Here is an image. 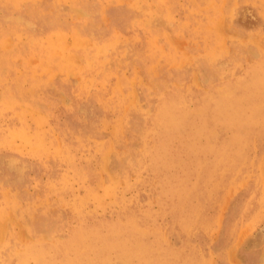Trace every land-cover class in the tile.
I'll return each instance as SVG.
<instances>
[{
  "label": "rangeland",
  "instance_id": "obj_1",
  "mask_svg": "<svg viewBox=\"0 0 264 264\" xmlns=\"http://www.w3.org/2000/svg\"><path fill=\"white\" fill-rule=\"evenodd\" d=\"M263 62L264 0H0V264H264Z\"/></svg>",
  "mask_w": 264,
  "mask_h": 264
},
{
  "label": "bare ground",
  "instance_id": "obj_2",
  "mask_svg": "<svg viewBox=\"0 0 264 264\" xmlns=\"http://www.w3.org/2000/svg\"><path fill=\"white\" fill-rule=\"evenodd\" d=\"M1 3H2V2H1ZM16 3H17V1H16ZM8 4H9V3H8ZM2 5H3V4H2ZM17 5H18V4H17ZM36 6H37V5H36ZM8 9H9V8H8ZM11 10H12V9H11ZM34 35H35V34H34ZM59 38H60V37H59ZM53 39H56V38H53ZM36 40H37V39H36ZM57 40H58V39H57ZM9 41H10V40H9ZM40 41H41V40H40ZM110 41H111V40H110ZM45 43H47V42H45ZM111 43H112V42H111ZM108 44H109V43H108ZM113 45H114V44H113ZM113 45H112V46H113ZM40 47H41V46H40ZM98 48H99V47H98ZM102 48H104V47H102ZM41 49H42V47H41ZM100 50H101V49H100ZM102 50H103V49H102ZM101 53H102V52H101ZM101 53H100V54H101ZM97 60H98V59H97ZM58 61H59V60H58ZM99 61H101V60H99ZM263 63H264V62H263ZM261 69H262V68H261ZM259 71H260V70H259ZM256 72H257V70H256ZM255 75H256V74H255ZM255 75H254V76H255ZM262 76H263V74H262ZM246 77H247V76H246ZM260 77H261V76H260ZM263 77H264V76H263ZM249 78H250V77H249ZM236 79H237V78H236ZM238 79H239V78H238ZM254 79H255V78H254ZM237 81H238V80H237ZM258 81L260 82L261 79H259ZM243 82H244V81H243ZM252 82H253V81H252ZM259 82H258V83H259ZM243 84H244V83H243ZM246 84H248V83H246ZM246 84H245V85H246ZM262 84H263V83H262ZM237 85H238V89H239V83H238ZM237 85H236V86H237ZM251 85L253 86L254 84L252 83ZM251 85H249V86H251ZM234 86H235V85H234ZM240 86H241V85H240ZM249 86H247V87H249ZM260 86H262V85H260ZM228 87H229V86H228ZM249 88H250V87H249ZM262 88H263V87H262ZM236 89H237V88H236ZM246 89H247V88H246ZM251 89H252V88H251ZM251 89H250V90H251ZM259 89H260V88H259ZM244 90H245V89H244ZM252 90H253V89H252ZM254 90H255V88H254ZM260 90H261V89H260ZM230 91H231V89H230ZM233 91H234V90H233ZM247 91H249V90H247ZM234 92H235V91H234ZM250 92H251V91H250ZM257 92H258V90H257ZM218 93H219V92H218ZM220 93H221V92H220ZM246 93H247V92H246ZM255 93H256V92H255ZM261 93L263 94V92H261ZM261 93H260V94H261ZM184 94H185V93H184ZM252 94H253V92H252ZM256 94H257V93H256ZM172 95H173V93H172ZM185 95H186V94H185ZM219 95H220V94H219ZM225 95H226V94H225ZM228 95H229V94H228ZM240 95H242V94H240ZM249 95H251V94L249 93ZM187 96H188V95H187ZM244 96H245V95H244ZM251 97H252V96H251ZM207 98H208V97H207ZM232 98H233V97H232ZM232 98H230V100H231ZM240 98H241V97H240ZM252 98H253V97H252ZM256 98H257V97H256ZM199 99H201V98H199ZM221 99H222V98H221ZM228 99H229V98H228ZM243 99H244V98H243ZM254 99H255V98H254ZM257 99H258V98H257ZM191 100H192V99H191ZM235 100H236V99H235ZM192 101H193V100H192ZM220 101H222V100H220ZM228 101H229V100H228ZM251 101H252V100H251ZM188 102H189V101H188ZM200 102H201V101H200ZM216 102H217V101H216ZM232 102H234V101H232ZM235 102H236V101H235ZM201 103H202V102H201ZM238 103H239V102H238ZM238 103H237V104H238ZM242 103H243V102H242ZM257 103H258V102H257ZM261 103H262V101H261ZM219 104H220V102H219ZM258 104H259V103H258ZM179 105H180V104H179ZM217 105H218V102H217ZM249 105H250V104H249ZM249 105H248V106H249ZM200 106H201V105H200ZM219 106H220V105H219ZM219 106H216V107L218 108ZM233 106H235V104H234ZM233 106H231V108H232ZM248 106H247V107H248ZM201 107H202V106H201ZM222 107H223V105H222ZM252 107H253V106H252ZM255 107H256V106H255ZM259 107H260V106H259ZM205 108H206V106H205ZM240 108H241V106H240ZM245 108H246V106H245ZM256 108H257V107H256ZM261 108H262V107H260V109H261ZM201 109H202V108H201ZM222 109H223V108H222ZM235 109H236V108H235ZM242 109H243V108H242ZM253 110H254V109H253ZM253 110H252V111H253ZM157 111H158V110H157ZM205 111H206V110H205ZM205 111H204V112H205ZM217 111H218V109H217ZM228 111H229V110H228ZM228 111H227V112H228ZM237 111H238V110H237ZM246 111H248V110H246ZM255 111H256V109H255ZM257 111H259V109H257ZM262 111H263V109H262ZM193 112H194V111H193ZM206 112H207V111H206ZM210 112H212V111H210ZM190 113H191V112H190ZM195 113H196V112H195ZM254 113H255V112H254ZM257 113H258V112H257ZM162 114H163V113H162ZM191 114H192V113H191ZM197 114H198V113H197ZM200 114H201V113H200ZM222 114H223V112H222ZM222 114H221V115H222ZM226 114H227V113H226ZM226 114H224V115L226 116ZM237 114H239V112H238ZM219 115H220V113L217 114V115H215V116L218 117ZM19 116H21V115H19ZM182 116H183V115H182ZM192 116H193V115H192ZM242 116H243V115H242ZM251 116H252V115H251ZM253 116H254V115H253ZM17 117H18V116H17ZM200 117H201V116H200ZM205 117H206V116H205ZM205 117H204L203 119L206 120L207 117H206V118H205ZM221 117H222V116H221ZM197 118H198V117H197ZM227 118H228V117H227ZM245 118H246V117H245ZM252 118H254V117H252ZM258 118H259V117H258ZM258 118H257V119H258ZM260 118H261V117H260ZM188 119H189V117H188ZM195 119H196V118H195ZM231 119H232V118H231ZM15 120H16V119H15ZM17 120H18V119H17ZM176 120H177V119H176ZM200 120H201V119H200ZM212 120H213V119H212ZM225 120H226V118H225ZM243 120H244V119H243ZM246 120H247V119H246ZM246 120H245V121H246ZM249 120H250V119H249ZM249 120H248V121H249ZM195 121H196V120H195ZM221 121H222V120H221ZM228 121H229V118H228ZM196 122H197V121H196ZM235 122H236V121H235ZM149 123H150V122H149ZM149 123H148V124H149ZM206 123H207V122H206ZM220 123H221V122H220ZM220 123H218L217 125H219ZM225 123H227V122H225ZM229 123H230V122H229ZM229 123H228V124H229ZM232 123H233V122H232ZM237 123H238V122H237ZM245 123H247V121H246ZM191 124H192V123H191ZM221 124H222V123H221ZM248 124H249V123H248ZM193 125H194V124H193ZM199 125H200V124H199ZM199 125H198V126H199ZM226 125H227V124H226ZM229 125H230V124H229ZM231 125H232V124H231ZM233 125H234V124H233ZM233 125H232V126H233ZM242 125H243V124H242ZM253 125H254V124H253ZM147 126H148V125H147ZM149 126H150V125H149ZM196 126H197V125H196ZM201 126H203V125H201ZM232 126H231V127H232ZM237 126H238V125H237ZM22 127H23V126H22ZM228 127H229V126H228ZM234 127H235V126H234ZM249 127H251V126H249ZM252 127H254V126H252ZM262 127H263V125H262ZM0 128H1V127H0ZM18 128H19V127H18ZM188 128H189V127H188ZM219 128H220V125H219ZM226 128H227V127H226ZM241 128H242V127H241ZM181 129H183V128H181ZM191 129H192V128H191ZM206 129H208L207 126H206ZM211 129H212V128H211ZM176 130H177V129H176ZM200 130H201V129H200ZM234 130H235V128H234ZM237 130H238V129H237ZM239 130H240V128H239ZM18 131H19V129H18ZM174 131H175V130H174ZM183 131H184V130H183ZM81 132H82V131H81ZM81 132H80V134H81ZM200 132H201V131H200ZM225 132H226V130H225ZM242 132H244V131H242ZM246 132H247V130H246ZM184 133H185V131H184ZM190 133H191V132H190ZM202 133H203V132H202ZM204 133H205V132H204ZM232 133H233V130H232ZM237 133H240V132L238 131ZM253 133H254V132H253ZM256 133H257V132H256ZM80 134H79V135H80ZM186 134H187V133H186ZM188 134H189V132H188ZM211 134H212V133H211ZM216 134H217V133H216ZM216 134H215V135H216ZM249 134H250V133H249ZM249 134H248V135H249ZM194 135H195V134H194ZM234 135H235V134H234ZM237 135H238V134H237ZM203 136H205V135H203ZM216 136H217V135H216ZM227 136H229V135H227ZM231 136H232V134H231ZM251 136H252V135H251ZM78 137H80V136H78ZM150 137H151V136H150ZM188 137H189V136H188ZM190 137H191V136H190ZM208 137H209V136H208ZM212 137H213V135H212ZM225 137H226V136H225ZM235 137H236V136H235ZM256 137H257V136H256ZM178 138H179V137H178ZM209 138H210V137H209ZM245 138H246V137H245ZM250 138H251V137H250ZM257 138H258V137H257ZM181 139H182V138H181ZM188 139H189V138H188ZM193 139H194V138H193ZM205 139L208 140V138H205ZM215 139H216V138H215ZM228 139L230 140V137H229ZM37 140H38V139H37ZM197 140H198V139H197ZM207 140H206V141H207ZM231 140H232V139H231ZM245 140H246V139H245ZM247 140H248V139H247ZM81 141H82V140H81ZM178 141H179V140H178ZM187 141H188V140H187ZM204 141H205V140H204ZM212 141H213V140H212ZM215 141H217V140H215ZM224 141H225V140H224ZM226 141H227V140H226ZM243 141H244V140H243ZM243 141H242V142H243ZM250 141H251V140H250ZM254 141H255V140H254ZM256 141H257V140H256ZM256 141H255V142H256ZM34 142H36V140H34ZM82 142H83V141H82ZM151 142H152V141H151ZM151 142H150V143H151ZM185 142H186V141H185ZM234 142H235V141H234ZM3 143H4V142H3ZM3 143H2V144H3ZM40 143H41V141H40ZM85 143H86V142H85ZM150 143H149V145H150ZM186 143H187V142H186ZM190 143H191V142H190ZM194 143H195V142H194ZM194 143H193V145H194ZM226 143H227V142H226ZM78 144H79V143H78ZM152 144H153V143H152ZM182 144L185 145V143H182ZM197 144H198V143H197ZM200 144H201V141H200ZM217 144H218V143H217ZM233 144L236 145V143H233ZM238 144H239V143H238ZM238 144H237V145H238ZM246 144H247V143H246ZM248 144H249V143H248ZM251 144H252V143L250 142V145H251ZM6 145H7V144H6ZM176 145H177V144H176ZM180 145H181V144H180ZM202 145H203V144H202ZM205 145H206V144H205ZM214 145H215V144H214ZM214 145H213V146H214ZM234 145H233V146H234ZM78 146H79V145H78ZM85 146H86V145H85ZM174 146H175V145H174ZM190 146H191V144H190ZM199 146H201V145H199ZM223 146H224V145H223ZM239 146H240V145H238V147H239ZM73 147H75V146H73ZM79 147H80V146H79ZM144 147H145V146H144ZM151 147L153 148V145H152ZM151 147H150V148H151ZM172 147H173V146H172ZM205 147H206V146H205ZM205 147H204V148H205ZM235 147H236V146H235ZM238 147H237V148H238ZM244 147H245V146H243V148H244ZM81 148H82V147H81ZM81 148H80V150H81ZM189 148H190V147H189ZM212 148H213V147H212ZM218 148H219V147H218ZM223 148H224V147H223ZM227 148H228V147H227ZM227 148H226V149H227ZM239 148L242 149V146L239 147ZM250 148H251V147H250ZM191 149H192V148H191ZM198 149H199V148H198ZM200 149H201V148H200ZM233 149H234V148H233ZM148 150H149V149H148ZM160 150H161V149H160ZM212 150H213V149H212ZM216 150H217V149H216ZM85 151H86V150H85ZM89 151H90V150H89ZM180 151H181V150H180ZM189 152H190V151H189ZM196 152H197V151H196ZM196 152H195V153H196ZM205 152H207V151H205ZM243 152H244V151H243ZM147 153H148V152H147ZM147 153H146V154H147ZM183 153H184V152H183ZM185 153H186V152H185ZM185 153H184V154H185ZM215 153H216V152H215ZM225 153H226V152H225ZM247 153H248V152H247ZM89 154H90V152H89ZM146 154H145V155H146ZM162 154H163V153H162ZM176 154H177V153H176ZM191 154H192V153H191ZM199 154H200V153H199ZM199 154H198V155H199ZM232 154H233V152H232ZM187 155H188V153H187ZM192 155H193V154H192ZM208 155H209V153H208ZM208 155H207V156H208ZM219 155H220V154H219ZM63 156H64V155H63ZM159 156H160V155H159ZM164 156H166V155H164ZM178 156H179V155H178ZM195 156H196V155H195ZM222 156H223V155H222ZM193 157H194V156H193ZM198 157H199V156H198ZM246 157H247V156H246ZM251 157H252V156H251ZM184 158H185V157H184ZM190 158H191V156H190ZM223 158H225V157H223ZM141 159H143V157H142ZM175 159H176V158H175ZM203 159H204V158H203ZM218 159H219V158H218ZM234 159H235V156H234ZM162 160H163V159H162ZM187 160H188V159H187ZM187 160H186V161H187ZM240 160H241V159H240ZM246 160H247V159H246ZM163 161H164V160H163ZM179 161H180V160H179ZM188 161H189V160H188ZM197 161H198V160H197ZM210 161H211V160H210ZM212 161H213V160H212ZM218 161H220V160H218ZM229 161H231V163H233L231 159H230ZM182 162H183V161H182ZM184 162H185V161H184ZM200 162H201V161H200ZM200 162H199V163H200ZM204 162H205V161H204ZM227 162H228V161H226V163H227ZM235 162H236V161H235ZM235 162H234V164H235ZM245 162H246V161H245ZM162 163H164V162H162ZM177 163H178V162H177ZM226 163H225V164H226ZM242 163H243V162H242ZM142 164H143V163H142ZM148 164H149V163H148ZM152 164H153V163H152ZM196 164H198V162H197ZM216 164H217V163H216ZM223 164H224V163H223ZM237 164H238V163H237ZM239 164H240V163H239ZM239 164H238V166H239ZM251 164H252V163H251ZM146 165H147V164H146ZM170 165H172V163H171ZM173 165H174V164H173ZM187 165H188V164H187ZM201 165H202V164H201ZM213 165H214V164H213ZM221 165H222V164H221ZM230 165H231V164H230ZM247 165H249V162H248ZM178 166H179V165H178ZM180 166H181V164H180ZM180 166H179V167H180ZM206 166H207V165H206ZM206 166H205V168H206ZM209 166H210V165H209ZM232 166L235 167V165H232ZM232 166H231V168H233ZM242 166H243V165H242ZM242 166H241V168H242ZM172 167H173V166H172ZM193 167H194V166H193ZM211 167H212V166H211ZM243 167H244V166H243ZM182 168H183V167H182ZM182 168H181V169H182ZM197 168H198V167H197ZM209 168H210V167H209ZM216 168H217V167H216ZM218 168H219V167H218ZM220 168H221V167H220ZM229 168H230V167H228L227 169H229ZM86 169H87V168H86ZM146 169H147V168H146ZM175 169H176V168H175ZM211 169H212V168H211ZM233 169H234V168H233ZM236 169H237V168H236ZM141 170H143V169H141ZM240 170H241V169H240ZM245 170H246V169H245ZM155 171H156V169H155ZM203 171H204V170H203ZM211 171H212V170H211ZM215 171H216V170H215ZM219 171H220V170H219ZM224 171H225V173H226V169H225ZM229 171H230V170H229ZM233 171L235 172V169H234ZM233 171H232V172H233ZM238 171H239V170H238ZM238 171H237V172H238ZM250 171H251V170H250ZM166 172H167V171H166ZM166 172H165V173H166ZM192 172H194V171H192ZM197 172H198V170L196 171V173H197ZM217 172H218V171H217ZM146 173H147V172H146ZM155 173H156V172H155ZM162 173H163V172H162ZM162 173H161V174H162ZM167 173H168V172H167ZM171 173H172V172H171ZM171 173H170V174H171ZM201 173H202V172H201ZM209 173H210V172H209ZM227 173H228V172H227ZM227 173H226V174H227ZM240 173H241V172H240ZM161 174H160V175H161ZM199 174H200V173H199ZM207 174H208V173H207ZM207 174H206V175H207ZM211 174H212V173H211ZM216 174H217V173H216ZM222 174H223V173H222ZM222 174H221V175H222ZM230 174H231V173H230ZM146 175H148V173H147ZM162 175H163V174H162ZM166 175H167V174H166ZM173 175H174V173H173ZM197 175H198V174H197ZM213 175H214V174H213ZM213 175H211V176H213ZM243 175H245V173H244ZM153 176H154V175H153ZM156 176H157V174H156ZM164 176H165V175H164ZM170 176H171V175H170ZM176 176H177V175H176ZM77 177H78V176H77ZM77 177H76V178H77ZM190 177H191V176H190ZM225 177H226V176H224V178H225ZM231 177H232V176H231ZM240 177H241V176H240ZM150 178H151V177H150ZM153 178H154V177H153ZM168 178H169V177H168ZM174 178H175V177H174ZM176 178H177V177H176ZM197 178H198V177H197ZM197 178H196V179H197ZM212 178H213V177H212ZM145 179H146V178H145ZM169 179H170V178H169ZM184 179H185V178H184ZM188 179H189V178H188ZM191 179H192V178H191ZM194 179H195V177H194ZM205 179H206V177H205ZM209 179H210V178H209ZM225 179H226V178H225ZM238 179H239V178H238ZM240 179H241V178H240ZM65 180H66V179H65ZM146 180H147V179H146ZM155 180H156V178H155ZM172 180H173V179H172ZM174 180H176V179H174ZM182 180H183V178H182ZM206 180H207V179H206ZM214 180H215V179H214ZM228 180H230L229 177H228ZM228 180L226 179V181H228ZM236 180H237V179H236ZM158 181H159V180H158ZM158 181H157V182H158ZM207 181H208V180H207ZM232 181H233V180H232ZM241 181H242V180H241ZM243 181H244V178H243ZM149 182H150V181H149ZM165 182H166V181H165ZM165 182H164V184H165ZM168 182H169V180H168ZM190 182H191V181H190ZM190 182H189V183H190ZM223 182H224V180H223ZM228 182H229V181H228ZM228 182H227V183H228ZM239 182H240V181H239ZM66 183H67V182H66ZM111 183H112V182H111ZM193 183H196V182L193 181ZM204 183L206 184V182H204ZM221 183H222V182H221ZM221 183H219V184H221ZM225 183H226V182H225ZM157 184H158V183H157ZM157 184H156V185H157ZM160 184H162V183H160ZM172 184H173V183H172ZM178 184H179V183H178ZM186 184H187V183H186ZM186 184H185V185H186ZM216 184H217V182H216ZM235 184H236V183H235ZM101 185H102V184H101ZM103 185H104V184H103ZM166 185H167V184H166ZM169 185H171V184H169ZM203 185H204V184H203ZM208 185H209V184H208ZM208 185H207V186H208ZM211 185H212V184H211ZM58 186H59V185H58ZM173 186H174V184H173L171 187H173ZM176 186H177V185H176ZM179 186H180V185H179ZM187 186H188V185H187ZM192 186H194V185H192ZM192 186H191V187H192ZM227 186H228V185H227ZM229 186H230V185H229ZM103 187H104V186H103ZM110 187H111V186H110ZM167 187H168V186H167ZM191 187H190V188H191ZM116 188H117V187H116ZM175 188H176V187H175ZM193 188H195V186H194ZM226 188H227V187H226ZM53 189H54V191H55L54 186H53ZM160 189H162V188H160ZM164 189H165V188H164ZM177 189H178V188H177ZM208 189H209V187H208ZM208 189H207V190H208ZM90 190H92V189L90 188ZM165 190H166V189H165ZM175 190H176V189H175ZM179 190H180V189H179ZM183 190H184V188H183ZM187 190H188V189H187ZM196 190H197V189H196ZM54 191H53V192H54ZM177 191H178V190H177ZM193 191H195V190H193ZM210 191H211V190H210ZM221 191H222V190H221ZM51 192H52V191H51ZM55 192H56V191H55ZM110 192H111V191H110ZM162 192H163V194H164V191H162ZM178 192H180V191H178ZM122 193H123V192H122ZM174 193H175V191H174ZM182 193H183V192H182ZM186 193H187V192H186ZM189 193H190V192H189ZM209 193H210V192H209ZM87 194H88V193H87ZM123 194H124V193H123ZM176 194H177V193H176ZM212 194H213V193H212ZM168 195H169V194H168ZM178 195H179V194H178ZM178 195H177V196H178ZM180 195H181V194H180ZM186 195H187V194H186ZM188 195H189V194H188ZM190 195H191V194H190ZM190 195H189V196H190ZM108 196H109V195H108ZM170 196H171V194H170ZM177 196H176V197H177ZM184 196H185V192H184ZM195 196H196V194H195ZM59 197H60V196H59ZM173 197L175 198L174 195H173ZM185 197H186V196H185ZM185 197L182 196L183 200L185 199ZM216 197H217V196H216ZM94 198H96V197L94 196ZM170 198H171V197H170ZM182 198H181V199H182ZM186 198H187V197H186ZM188 198H189V197H188ZM262 198H263V197H262ZM98 199H99V198H98ZM113 199H114V198H113ZM122 199H123V198H122ZM148 199H149V198H148ZM193 199H195V198H193ZM196 199H197V198H196ZM174 200H175V199H174ZM208 200H209V199H208ZM245 200H246V198H245ZM247 200H248V199H247ZM87 201H88V200H87ZM97 201H98V200H97ZM157 201H158V200H157ZM163 201H164V200H163ZM178 201H179V200H178ZM180 201H181V200H180ZM180 201H179V202H180ZM190 201H191V200H190ZM71 202H72V201H71ZM83 202H84V201H82V203H83ZM95 202H96V200H95ZM151 202H152V201H151ZM166 202H167V200H166ZM176 202H177V199H176ZM200 202H201V201H200ZM256 202H257V201H256ZM116 203H117V202H116ZM127 203H128V202H127ZM163 203H164V202H163ZM171 203H172V202H171ZM187 203H188V202H186V204H187ZM191 203H192V202H191ZM193 203H194V202H193ZM71 204H72V203H71ZM80 204H81V203H80ZM145 204H146V203H145ZM180 204H181V203H180ZM245 204H246V203H245ZM87 205H88V204H87ZM121 205H122V204H121ZM159 205H160V204H159ZM206 205H207V204H206ZM75 206H76V205H75ZM84 206H85V205H84ZM142 206H143V205H142ZM173 206H176V205H174V203H173ZM173 206H172V207H173ZM178 206H179V205H178ZM188 206H189V204H188ZM199 206H200V205H199ZM199 206H198V208H199ZM204 206H205V205H204ZM249 206H250V205H249ZM86 207H87V206H86ZM95 207H96V206H95ZM76 208H77V207H76ZM82 208H83V207H82ZM100 208H101V207H100ZM150 208H151V207H150ZM169 208H170V207H169ZM191 208H192V207H191ZM259 208H260V207H259ZM70 209H71V207H70ZM85 209H86V208H85ZM97 209H98V208H97ZM124 209H125V208H124ZM172 209H173V208H172ZM182 209H184V208H182ZM192 209H193V208H192ZM196 209H197V208H195V210H196ZM214 209H215V208H214ZM73 210H74V209H73ZM78 210H79V209H78ZM83 210H84V209H83ZM87 210H88V209H87ZM143 210H144V209H143ZM178 210H179V209H178ZM198 210H199V209H198ZM198 210H197V211H198ZM80 211L82 212L81 209H80ZM145 211H146V210H144L143 213H145ZM147 211H150V210H147ZM165 211H166V210H165ZM184 211H185V210H184ZM214 211H215V210H214ZM139 212H141V211H139ZM151 212H152V211H151ZM218 212H219V211H218ZM218 212H217V213H218ZM146 213H147V212H146ZM155 213H156V212H155ZM160 213H161V212H160ZM169 213H170V212H169ZM177 213H178V212H177ZM181 213H182V212H181ZM189 213H190V212H189ZM195 213H197V212H195ZM246 213H247V212H246ZM248 213H249V212H248ZM6 214H7V213H5V215H6ZM85 214H86V213H85ZM85 214H84V215H85ZM147 214H148V213H147ZM153 214H154V213H153ZM161 214H162V213H161ZM184 214H185V213H184ZM186 214H187V211H186ZM190 214H191V213H190ZM193 214H194V213H193ZM79 215H80V214H79ZM145 215H146V214H145ZM157 215H158V214H157ZM187 215H188V214H187ZM196 215H197V214H196ZM146 216H147V215H146ZM165 216H166V215H165ZM190 216L192 217V214H191ZM245 216H246V215H245ZM3 217H4V216H3ZM77 217H78V216H77ZM81 217H82V216H81ZM155 217H157V216L155 215ZM179 217H180V216H179ZM195 217H196V216H195ZM89 218H90V217H89ZM132 218H133V217H132ZM167 218H168V217H167ZM187 218H188V217H187ZM192 218H193V217H192ZM192 218H191V219H192ZM198 218H201V217H198ZM214 218H215V217H214ZM92 219H93V218H92ZM122 219H123V218H122ZM125 219H127V216L125 217ZM129 219H130V218H129ZM145 219H146V218H145ZM149 219H150V218H149ZM156 219H158V218H156ZM177 219H178V218H177ZM185 219H186V218H185ZM238 219H239V218H238ZM97 220H98V219H97ZM119 220H120V219H119ZM119 220H117V221H119ZM132 220H133V219H132ZM162 220H163V219H162ZM180 220H181V219H180ZM198 220H199V219H198ZM245 220H246V219H245ZM126 221H127V220H126ZM153 221H154V220H153ZM165 221H166V220H165ZM1 222H2V221H1ZM100 222H101V221H100ZM113 222H114V221H113ZM115 222H116V221H115ZM131 222H132V221H131ZM178 222H179V221H178ZM190 222H191V221H190ZM83 223H84V222H82V224H83ZM127 223H128V221H127ZM155 223H156V222H155ZM183 223H184V221H183ZM196 223H197V221H196ZM96 224H99V223H96ZM101 224H102V222H101ZM101 224H100V226H101ZM104 224H105V223H104ZM104 224H103V225H104ZM111 224H112V222H111ZM113 224H114V223H113ZM164 224H165V223H164ZM178 224H179V223H178ZM107 225H108V224H107ZM115 225H118V224L116 223ZM119 225H120V224H119ZM125 225H126V224H125ZM130 225H131V224H130ZM132 225H133V224H132ZM137 225H138V224H137ZM150 225H151V224H150ZM192 225L194 226V224H192ZM196 225H197V224H196ZM243 225H244V224H243ZM80 226H81V223H80ZM123 226H124V225H123ZM182 226H184V224H183ZM182 226H181V227H182ZM244 226H245V225H244ZM112 227H113V225H112ZM119 227H120V226H119ZM124 227H125V226H124ZM129 227H131V226H129ZM134 227H136V226H134ZM140 227H141V226H140ZM159 227L161 228V226H159ZM159 227H157V228H159ZM210 227H211V226H210ZM87 228H88V227H87ZM95 228H96V227H95ZM99 228H100V227H99ZM127 228H128V227H127ZM144 228H145V227H144ZM144 228H142V229L144 230ZM187 228H188V225H187ZM214 228H215V226H214ZM84 229H85V227H84ZM112 229H113V228H112ZM114 229H116V227H114ZM128 229H129V228H128ZM130 229H131V228H130ZM130 229H129V230H130ZM132 229H133V227H132ZM132 229H131V230H132ZM142 229L140 228V230H142ZM155 229H156V228H155ZM182 229H183V228H182ZM184 229H185V228H184ZM192 229H193V228H192ZM201 229H202V228H201ZM210 229H212V228H210ZM77 230H79V229H77ZM85 230H86V229H85ZM109 230H110V229H109ZM137 230H138V229H137ZM185 230H186V229H185ZM187 230H188V229H187ZM190 230H191V229H190ZM88 231H90V230H88ZM104 231H105V230H104ZM117 231H118V230H117ZM148 231H149V229H148ZM153 231H154V230H153ZM153 231H152V232H153ZM162 231L164 232V230H162ZM205 231H206V230H205ZM119 232H121V230H120ZM146 232H147V230H146ZM156 232H158V231H156ZM156 232H155V233H156ZM198 232H199V231H198ZM99 233H100V232H99ZM107 233H108V232H107ZM117 233H118V232H117ZM123 233H124V231H123ZM125 233H127V232H125ZM131 233H132V232H131ZM136 233H137V232H136ZM149 233H150V232H149ZM155 233H154V234H155ZM158 233H159V232H158ZM160 233H161V230H160ZM207 233H208V232H207ZM232 233H233V231H232ZM234 233H235V232H234ZM108 234H109V233H108ZM110 234H112V232H111ZM146 234H147V233H146ZM70 235H72V233H71ZM80 235H81V234H80ZM103 235H104V234L100 235V236H101L100 239H102ZM105 235H106V234H105ZM112 235H114V234H112ZM123 235H124V234H123ZM138 235H139V234H138ZM148 235H149V234H148ZM155 235H156V234H155ZM95 236H96V235H95ZM114 236H115V235H114ZM117 236H118V238H119L120 235H117ZM143 236H144V235H143ZM150 236H151V235H150ZM160 236H161V235H160ZM160 236H157V237H160ZM86 237H88V236H86ZM89 237H91V235H90ZM98 237H99V235H98ZM107 237H108V235H107ZM112 237H113V236H112ZM145 237H146V236H145ZM92 238H93V237H92ZM92 238H91V239H92ZM94 238H95V237H94ZM118 238H117V240H119ZM100 239H98V240H100ZM104 239H106V238L104 237ZM143 239H144V238H143ZM82 240H83V238H82ZM86 240H87V238L85 239V241H86ZM88 240H89V239H88ZM93 240H95V239H93ZM98 240H96V242H97ZM122 240H123V239H122ZM153 240H154V239H153ZM155 240H156V239H155ZM160 240H161V239H160ZM192 240H193V239H192ZM196 240H197V239H196ZM101 241H103V239L100 240L99 244L101 243ZM120 241H121V239L119 240V242H120ZM79 242H80V241H79ZM167 242H168V241H167ZM104 243H105V242H104ZM106 243H107V242H106ZM110 243H112V241H111ZM117 243H118V242H117ZM149 243H150V242H149ZM155 243H156V242H155ZM162 243H163V242H162ZM95 244H96V243H95ZM196 244H197V243H196ZM41 245H42V243H41ZM43 245H44V244H43ZM43 245H42V247H43ZM86 245H87V244H86ZM102 245H103V244H102ZM107 245H108V244H107ZM117 245H119V243H118ZM120 245H121V244H120ZM120 245H119V246H120ZM160 245H161V243H160ZM164 245H165V244H164ZM169 245H170V244H169ZM190 245H191V244H190ZM190 245H189V246H190ZM81 246H82V245H81ZM88 246H89V245H88ZM88 246H86V247H88ZM93 246H95V248H96L97 245H93ZM99 246H100V245H98V247H99ZM104 246H105V245H104ZM157 246H158V244H157ZM157 246H156V247H157ZM33 247H34V246H33ZM36 247H37V246H36ZM39 247H41V246H39ZM46 247H47V246H46ZM48 247H49V246H48ZM101 247L104 248L103 246H101ZM107 247H108V246H107ZM107 247H106V249H107ZM122 247H123V246H122ZM168 247H169V246H168ZM178 247H179V246H178ZM192 247H193V246H192ZM192 247H191V249H192ZM195 247H196V246H195ZM89 248H90V246H89ZM164 248H165V247H164ZM193 248H194V247H193ZM27 249H29V248H27ZM32 249H33V248H32ZM34 249H35V248H34ZM36 249H37V248H36ZM38 249H39V248H38ZM38 249H37V250H38ZM42 249H43V248H42ZM80 249H82V247H81ZM87 249H88V248H87ZM91 249H92V248H90V250H91ZM93 249H94V247H93ZM93 249L91 250L92 252L90 251L89 253H93V254H95V253L93 252ZM98 249L100 250V248H98ZM98 249H97V250H98ZM110 249H112V247H111ZM113 249H114V248H113ZM125 249H126V248H125ZM154 249H155V248H154ZM162 249H163V247H162ZM37 250H36V251H37ZM43 250H44V249H43ZM43 250H42V252H43ZM63 250H64V249H63ZM119 250H120V249H119ZM25 251H26V250H25ZM34 251H35V250H34ZM40 251H41V250H40ZM40 251H39V252H40ZM47 251H48V250H47ZM49 251H51V250L49 249ZM74 251H75V250H74ZM94 251H95V250H94ZM108 251L110 252L111 250H109V248H108ZM108 251H107V253H108ZM123 251H124V249H123ZM161 251H162V250H161ZM165 251H166V250H165ZM185 251H186V250H185ZM26 252H27V251H26ZM99 252H100V251H99ZM120 252H121V251H120ZM192 252H194V251H192ZM24 253H25V252H24ZM24 253H23V255L25 256L26 254H24ZM97 253H98V252H97ZM100 253H102V252H100ZM103 253H104V252H103ZM155 253H156V252H155ZM18 254H19V253H18ZM30 254L33 255L32 253H29V255H30ZM51 254H52V253H51ZM69 254H70V253H69ZM86 254H88V252H87ZM159 254H160V253H159ZM202 254H204V253H201V255H202ZM19 255H20V254H19ZM23 255H22V258L24 257ZM36 255H38V254H36ZM67 255H68V254H67ZM89 255H90V254H89ZM96 255H97V254H96ZM107 255H108V254H107ZM109 255H111V254L109 253ZM115 255H116V254H115ZM148 255H149V254H148ZM168 255H169V253H168ZM171 255H173V254H171ZM193 255H194V253H193ZM98 256H99V255H98ZM202 256H203V255H202ZM12 257H13V255H12ZM88 257H89V256H88ZM106 257H107V256H106ZM113 257H114V256H113ZM117 257H118V256H117ZM151 257H153V255H152ZM156 257H157V256H156ZM170 257H172V256H170ZM193 257H194V256H193ZM203 257H205V256H203ZM22 258H20V259H22ZM28 258H29V256H28ZM33 258H34V257H33ZM35 258H37V256H35ZM38 258L40 259V257H38ZM47 258H48V257H47ZM83 258H84V257H83ZM83 258H82V259H83ZM92 258H93V256H92ZM94 258H95V256H94ZM164 258H165V257H164ZM23 259H24V258H23ZM23 259H22V260H23ZM65 259H66V258H65ZM95 259H96V258H95ZM101 259H103V257H102ZM101 259H100V260H101ZM109 259H110V258H109ZM207 259H208V258H207ZM207 259H206V260H207ZM36 260H37V259H36ZM40 260H42V259H40ZM91 260H92V259H91ZM91 260H90V261H91ZM97 260H98V259H97ZM110 260H112V259H110ZM110 260H108V261L110 262ZM178 260H179V259H178ZM202 260H203V258H202ZM29 261H30V260H29ZM29 261H28V262H29ZM38 261H39V260H38ZM78 261H79V260H78ZM78 261H76L77 264H78ZM83 261H84V260H83ZM85 261H86V260H85ZM87 261H88V260H87ZM92 261H93V260H92ZM92 261H91V262H92ZM94 261H95V260H94ZM104 261L106 262L107 260H104ZM104 261H103V263H104ZM155 261H156V260H155ZM162 261H163V260H162ZM164 261H165V260H164ZM186 261H187V258H186ZM189 261H191V260H189ZM23 262H24V261H23ZM60 262H61V261H60ZM207 262H208V261H207ZM29 263H30V262H29ZM34 263H36V262H34ZM37 263H38V262H37ZM39 263H40V262H39ZM61 263L63 264V262H61ZM85 263H86V262H85ZM93 263H94V262H93ZM99 263H100V261H99ZM165 263H166V262H165ZM165 263H164V264H165ZM21 264H22V263H21ZM26 264H27V263H26ZM40 264H41V263H40ZM56 264H57V263H56ZM69 264H70V262H69ZM158 264H159V263H158ZM196 264H197V263H196ZM205 264H207V263H205Z\"/></svg>",
  "mask_w": 264,
  "mask_h": 264
}]
</instances>
